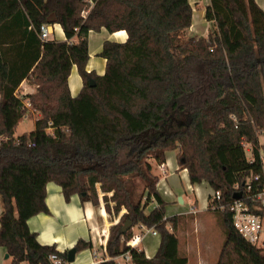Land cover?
Here are the masks:
<instances>
[{"label": "trees", "instance_id": "obj_1", "mask_svg": "<svg viewBox=\"0 0 264 264\" xmlns=\"http://www.w3.org/2000/svg\"><path fill=\"white\" fill-rule=\"evenodd\" d=\"M19 12L31 27L27 43L0 48V246L11 264H52L53 252L68 257V250L41 243L28 224L49 213L51 181L67 200L78 194L95 205L99 185L107 211L126 208L100 264H117L115 257L128 249L131 264H187L152 160L159 165L177 150L191 183H208L225 204L236 183L261 169L264 10L255 0H210L207 35L190 30V0H0V24ZM44 23H59L66 39L41 38L37 53ZM103 27L124 29L128 37L105 40L106 69L98 74L87 70L89 31ZM74 64L83 78L76 96L68 84ZM26 78L36 88L22 94ZM27 116L36 117L34 128L16 134ZM145 195L156 201L148 212ZM213 210L225 232L216 264H264V247L238 231L232 212ZM127 220L132 226L121 232ZM135 225L159 232L154 255L127 244ZM91 244L79 238L74 247Z\"/></svg>", "mask_w": 264, "mask_h": 264}, {"label": "crops", "instance_id": "obj_2", "mask_svg": "<svg viewBox=\"0 0 264 264\" xmlns=\"http://www.w3.org/2000/svg\"><path fill=\"white\" fill-rule=\"evenodd\" d=\"M255 1L264 10V0ZM190 3L194 11L193 23L190 28L191 32L197 33L199 35H207L210 27V22L205 18V11L206 6L210 3V0H190ZM196 11L200 13L199 19H202L206 22V25L203 27V33H200L199 31L200 21L196 23L194 20ZM30 29V26L26 27V16L24 12H19L14 17L9 18L8 20L0 24V48L2 50H8L10 48L14 50L19 49L20 44L25 46V44L27 43L26 37L30 35ZM49 30L51 31V34H49L48 39H66L64 29L59 23L49 24ZM127 37L128 34L124 29L115 32H110L105 27L101 28V30L99 31L90 30V57L87 63V70L89 72L95 71L98 74H103L105 72L107 62L106 59L100 55V52L105 40L124 42ZM74 39L76 40L77 38L75 37ZM40 40L41 36L37 33V53L41 44ZM68 84L72 96H76L83 87V78L79 73L77 65L75 64L73 65L69 74ZM35 88L36 85L31 84L26 78L21 82L19 91H21L22 94H25L28 92H34ZM27 118L32 119L34 123L33 125H35L36 117L27 116ZM16 134L20 133L16 132ZM164 163L167 174L165 178L163 176V179L159 177V179L163 183H160L159 180L158 186L159 190L165 195L169 202H172V196L176 193L177 198H179V196H183V202H179L180 208V204L186 203L187 199H189V203L191 204L192 208L196 209L198 200L201 198L204 200L203 208L204 210H207L209 205V194L212 192V188H210V191H208L207 197H204L205 191L200 187L206 182L192 184L189 178L188 170L179 168L176 161V155L171 157L168 152L167 160ZM176 171L178 173H181L189 181L187 191H197V194L187 193L186 195H183L182 192L174 191L171 188L164 187L167 185V182L165 181H167L169 174H173ZM158 175L160 176L161 174ZM46 201L50 210L49 213H39L30 217L28 220L30 229L37 233V238L41 243L51 245L55 244L57 249L60 251L69 250L70 248L74 247L79 238L90 241L92 243V246L86 247L79 251L77 250L75 253V260L73 261L76 264L88 262L95 250L100 251V248H102L101 245L106 238V232L109 227L103 229V232L105 230L104 234H99L98 232L95 233L94 231V225L98 224L99 220H106L107 216L105 208L103 206L97 207L90 201H82L78 194H73L70 199L67 200L63 194L61 186L54 181H51L47 184ZM2 210L3 204L0 200V214ZM184 212L196 213L197 211ZM136 228V225L133 226L134 231L136 230ZM0 247L3 248L2 246ZM3 249L5 250V248ZM154 253L155 251L146 252L147 256H152L154 255ZM6 258L11 259L10 257Z\"/></svg>", "mask_w": 264, "mask_h": 264}, {"label": "rangeland", "instance_id": "obj_3", "mask_svg": "<svg viewBox=\"0 0 264 264\" xmlns=\"http://www.w3.org/2000/svg\"><path fill=\"white\" fill-rule=\"evenodd\" d=\"M199 12L196 11L195 13V22L198 23L200 27V33H203V27L206 25V22L202 19H199ZM21 92V91H20ZM33 120L25 117L23 121L20 123L19 127L17 128V133H24L29 132L34 128ZM259 143L261 144V153L264 155V133L259 135ZM250 148L247 145L246 148ZM177 154V150H170L169 155L171 157ZM246 154L248 157L251 156V153L248 149H246ZM173 159V158H172ZM154 172L158 175L161 174L160 177L163 179V175L167 173H162L158 164L154 161ZM177 161V159H176ZM178 164V163H177ZM170 172V171H169ZM160 180V179H159ZM167 185L164 187H168L173 189L174 191L182 192L183 195L187 193L197 194L196 192H189L187 191V186L189 181L184 177L181 173L177 171L173 174H169L167 178ZM160 183H163L160 180ZM98 194H99V204L95 205L97 207H104L106 211V220H99V223L94 225L95 233L98 232L99 234L103 233V229L109 227L110 234L111 228L117 222H119L122 215L127 211L126 208H122V210L117 214L112 210L111 212L106 210V202L103 199L104 193L100 190L99 185H97ZM203 189L204 197H207L208 191H210V186L208 183H204L200 187ZM159 189V186H158ZM160 191V190H159ZM161 192V191H160ZM212 193V192H211ZM163 198L168 202L166 205V214L167 216H176L177 220V228L176 234L179 238V247L182 254L188 257L187 264H216L218 259L222 244L225 239V232L224 228L220 222V215L215 212L213 209L208 208L204 210V200L199 199L197 206H196V213H185L184 211L194 212L191 204L189 203V199L184 204H180L181 208L179 207V200L177 198V194L172 196V202L165 197V195L161 192ZM110 195V194H109ZM91 202V201H90ZM142 202L145 203V210L148 212L151 208L156 205V201L154 199L149 198L147 195L143 196ZM210 202V200H209ZM114 201H110V206L113 208ZM127 222V221H126ZM125 222V223H126ZM103 225V226H102ZM170 228L172 227V223L168 222L167 224ZM103 227V228H102ZM133 229V228H132ZM138 230H133V233H137ZM262 236L264 237V230L262 232ZM161 241L160 234L159 235H152L148 234L145 238L143 243L140 245L146 252H153L157 251L159 244ZM101 251V248H100ZM5 250L0 247V264H11V259L5 257ZM117 262L119 264H130L123 260V258H118Z\"/></svg>", "mask_w": 264, "mask_h": 264}, {"label": "built area", "instance_id": "obj_4", "mask_svg": "<svg viewBox=\"0 0 264 264\" xmlns=\"http://www.w3.org/2000/svg\"><path fill=\"white\" fill-rule=\"evenodd\" d=\"M49 34H51L49 24H42L40 28L41 38L46 39ZM246 149L250 151L251 156L249 158L252 159L253 154L251 149L249 147ZM260 159L261 169L257 172H251V174L244 179L243 184L236 183L234 185V195L238 193L240 197L236 198L233 196V200L225 204L220 202L222 198L220 191H212L210 208L224 209L227 207L232 212L233 223L238 231L250 242L264 247V237L262 236L264 230V155L261 151ZM159 167L163 174L167 173L165 163L159 164ZM163 176L165 178L166 174ZM214 199L217 201H214ZM136 227L138 232L133 233L127 242L130 247L142 248L140 245L148 234L159 235V232L153 227L145 225H136ZM104 233L105 230L103 234ZM109 233L110 229L108 228L106 238L101 245V251L95 250L88 262L79 264H100L104 259L109 257L106 249ZM119 257L130 264L132 262L130 249L116 256V261ZM50 261L52 264H76L73 261H69L68 257H63L58 252H53L50 255ZM119 263L120 262H117V264Z\"/></svg>", "mask_w": 264, "mask_h": 264}, {"label": "water", "instance_id": "obj_5", "mask_svg": "<svg viewBox=\"0 0 264 264\" xmlns=\"http://www.w3.org/2000/svg\"><path fill=\"white\" fill-rule=\"evenodd\" d=\"M92 83V85L94 84L93 79L90 80ZM234 197L238 198L240 197V194L236 193L234 195ZM179 202H183V196H179L178 198ZM132 226V222L130 220H127V222L124 224V226L121 229V232H125L126 230H128L130 227ZM77 249L75 247H72L68 250L67 254H68V259L69 261H74L75 260V253H76ZM6 257H9V254L6 253Z\"/></svg>", "mask_w": 264, "mask_h": 264}]
</instances>
